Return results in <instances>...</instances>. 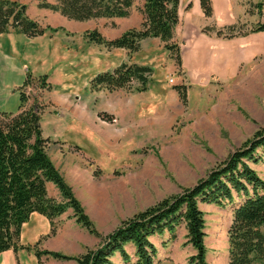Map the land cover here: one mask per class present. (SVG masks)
Returning <instances> with one entry per match:
<instances>
[{"label":"rangeland","instance_id":"obj_1","mask_svg":"<svg viewBox=\"0 0 264 264\" xmlns=\"http://www.w3.org/2000/svg\"><path fill=\"white\" fill-rule=\"evenodd\" d=\"M17 1L26 5V14L30 18L44 27L55 29H47L45 34L50 35V39L57 42L58 49L66 53L82 43L105 47L90 41L87 33L96 29L104 38L113 39L122 30L139 27L143 17L139 10L141 0L134 1L126 16L129 17L135 7L142 16L137 26L129 18L69 19L58 11L39 6L42 1L52 3L54 0ZM247 1L246 9L249 10ZM263 21L264 5L260 11L252 8L236 24L235 35L230 37L253 33L252 28ZM52 41L45 48V53L40 47L41 42L32 43L30 40L29 45L23 47L19 43L18 56L31 68L36 66V62L48 65L54 60L55 53L60 52ZM245 42L238 43V48H244ZM3 46L6 48V44ZM27 51L29 58L24 57ZM157 52L158 61L153 62V109L149 105L150 100L144 96L136 104L139 96L134 97V92L124 88L91 90L88 83L89 99L86 95L77 96L76 100L73 97L74 105L70 102L67 105L53 104L51 94L46 93L51 88H42L34 83L23 88L28 96L27 105L35 101L42 110L41 126L46 136L53 137V133L59 132L64 138H72L69 120L78 109L94 120L93 142L83 141L82 149L73 150L76 156L68 159L69 168L63 165L64 175L55 167L97 233H90L77 223L72 209H67L79 229L95 240L84 251L98 246L101 238L112 232L122 220L193 186L212 167L250 139L257 129L264 128V50L239 60L230 74L218 68L195 76L190 74L192 71L185 74L176 67L168 70V64L161 60L160 50ZM164 58L170 60L167 56ZM61 79L67 80L65 76ZM176 85L182 86L186 92L184 102L175 89ZM83 93L88 92L84 90ZM18 104L19 98L10 100L8 107L11 109L7 112L16 110ZM78 161L83 163L84 168L81 166V169L84 172L80 169L75 171L76 168L70 166ZM249 164L264 179V160ZM198 206L205 220L206 264H228L227 231L232 220L231 205L217 206L198 201ZM175 234L174 239H170L166 232L150 238L157 250V264H191L189 258L195 249L186 243L183 223ZM112 264L124 263L114 258ZM252 264H264V259Z\"/></svg>","mask_w":264,"mask_h":264},{"label":"trees","instance_id":"obj_2","mask_svg":"<svg viewBox=\"0 0 264 264\" xmlns=\"http://www.w3.org/2000/svg\"><path fill=\"white\" fill-rule=\"evenodd\" d=\"M135 0H54L42 1L39 6L58 11L69 19L126 17ZM206 16L212 15L211 0H199ZM179 0H142L139 7L143 15L139 27L129 28L113 39L104 38L96 29L87 33L88 39L106 48L122 47L129 52L139 49L146 37H157L169 50L178 66L181 65L179 45L172 41L174 28L179 20ZM264 0L250 1V9L260 11ZM247 10V11H249ZM235 24L225 27L207 26L204 31H214L218 36H234ZM15 30L28 37L43 35L47 26L26 14V5L17 0H0V33ZM264 31V21L258 22L251 32ZM152 69L146 65L123 62L112 70L95 74L89 80L91 90L130 89L144 91ZM46 75L36 79L26 73L19 90L18 111L0 112V252L12 248L33 249L42 263L41 256L55 259L72 258L76 264H112L111 258L118 253L125 264H156V247L151 237L164 232L174 239L177 228L183 223L186 243L195 253L191 264H206L204 244V214L198 201L217 206L232 207V220L227 231L229 244L228 264H252L264 259V179L249 162L264 160V128L232 151L197 182L182 192L164 198L156 204L122 220L109 234L101 238L95 248H88L77 256L57 251L40 250L39 241L34 245L19 243L21 225L33 212L44 215L50 222V233H55V218L68 208L76 222L90 233L96 234L93 224L83 212L79 201L63 180L50 160L41 128L40 106L35 101L29 105L23 88L35 84L50 88ZM133 82L138 85L132 86ZM180 99L186 100L182 86L176 85ZM106 119V117H103ZM59 190L60 199L48 195L47 183ZM134 249L131 256L126 247Z\"/></svg>","mask_w":264,"mask_h":264},{"label":"crops","instance_id":"obj_3","mask_svg":"<svg viewBox=\"0 0 264 264\" xmlns=\"http://www.w3.org/2000/svg\"><path fill=\"white\" fill-rule=\"evenodd\" d=\"M250 1L248 0L247 3L249 4ZM211 5L212 15L206 16L199 0H179V20L174 28L172 41L178 44L180 48V66L176 64L174 57L169 50L164 48L163 42L157 37L143 38L140 41L139 49L132 53L122 47H93V45L83 43L76 44L73 49L66 53L61 48L58 49L57 42L52 41L50 35L45 34L46 32L35 37H28L12 29L0 33V112L10 110L11 108L8 107L9 101L19 98L18 88L22 85L26 73H30L34 78L46 75L45 82L51 88L46 93L51 94L53 104L63 103L67 105L70 102V105H74L71 100L73 97L76 100L77 96L81 98L86 95L89 99L88 82L95 74L112 70L123 62L146 65L152 69L148 76L146 90H131V92H134V97L139 96L135 100L136 104L141 101V96H144L145 99L150 100L149 105L153 109V62L158 61V50H160L161 60L168 64V70L176 67L185 74L192 71L190 73L192 76L200 72L201 75H204L205 72L218 68L225 69L229 74L232 73L239 60L247 59L255 52H263L264 41L262 39L264 31L240 34L239 37L233 38H223L214 31H204L203 28L207 26L225 27L238 23L245 14L247 15L246 0H211ZM132 10L129 17H119L118 19L126 20V18H129V21L137 26L142 16L135 7ZM123 31L119 33L121 34ZM119 33L115 36L120 35ZM30 40L32 43L41 42L40 47L44 53L45 48L50 46L49 44L52 41L54 47L60 52L55 53L54 60L48 62V65L45 64L46 62L42 64L36 62L34 63L36 66L31 68L18 56L19 43L23 47V45H29ZM244 40L246 41L244 43L245 47L239 49V44H243ZM3 44H6V48ZM36 48H39V46L34 49ZM27 54L29 55L28 51L24 57L29 58ZM165 56L169 57L170 60L164 58ZM61 75L65 76L67 80L63 81ZM133 84L138 85L137 82H133ZM84 90L88 93H83ZM77 93L80 94L76 95ZM42 94L45 95V93ZM45 104H47V101ZM78 110L72 113L69 120L72 138H64V136H61L63 133L60 134L59 132L53 133V137L46 136L42 129L43 137L50 140L46 147L47 154L62 175H64L65 170L63 165L65 164L69 168L68 159L71 160L76 156L73 150L82 149L83 141L93 142L91 136H95L94 120L91 116L85 115L83 110ZM17 111L18 107L10 112L15 113ZM42 115L43 113H41V122ZM54 120L58 121V118L54 117ZM70 166L75 167L77 169L74 168L75 171H85L83 163L81 164L80 161ZM65 179L67 180V178ZM47 192L51 197L61 198L59 190L51 182L47 183ZM70 214L69 210H66L55 218L58 226L55 233L51 234L49 220L40 213H31L27 221L21 225L19 243L34 245L39 241L38 247L40 250L51 249L68 255L82 253L85 247L94 244L95 240L90 235L84 234L81 231L82 229H79L77 223L71 219ZM126 249L129 250L130 254H133L134 249L131 245L127 246ZM114 258L123 262L118 253L113 255L112 262ZM41 261V264H76L74 259L59 260L47 255H42ZM0 264H39V262L33 249L18 248L13 250L10 248L0 252Z\"/></svg>","mask_w":264,"mask_h":264}]
</instances>
